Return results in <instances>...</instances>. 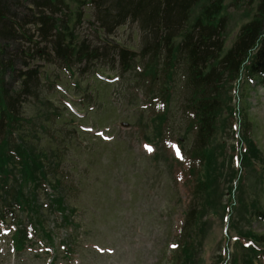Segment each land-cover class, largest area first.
<instances>
[{
	"label": "rangeland",
	"instance_id": "374dc122",
	"mask_svg": "<svg viewBox=\"0 0 264 264\" xmlns=\"http://www.w3.org/2000/svg\"><path fill=\"white\" fill-rule=\"evenodd\" d=\"M61 1L66 7L58 9V17L79 7L83 13L80 22H72L78 41L97 49L107 47L104 44L141 51L144 30L137 23L127 21L106 34L98 29L93 9L80 2L87 0ZM222 6L227 18L225 53L240 28L253 20L257 2L233 6L232 0H223ZM198 12L192 11L194 16ZM28 27L38 42L35 27ZM38 47L26 65L39 75L34 90L18 101L20 123L13 127L12 138L41 163L36 174L42 172L44 178L38 173L36 185L22 187L23 196L32 195V211L15 209L12 214L3 206L12 203L11 188L20 184L16 171L0 190V212L6 216L0 264H171L173 248L181 241V223L193 204L186 170L194 135L187 128L181 66L165 102L144 74L146 61L141 58L125 72L106 56L91 63L71 60L67 67L49 54V46L44 52L42 44ZM248 63L225 86L231 112L221 114L210 153L220 175L210 180L209 197L201 203L206 206L191 236L195 251L185 259L190 264H241L240 255L247 254L241 247L248 239L264 237V220L255 214L256 208L264 211V178L255 169L264 172V86L248 75ZM27 67L18 63L22 71ZM5 81L15 89L21 84L8 75ZM161 112L166 120L158 126ZM245 152L254 159L239 173ZM232 170L238 172V190L229 182ZM31 216L42 224L37 232L30 228ZM18 227L27 238L24 250L15 254L11 237ZM46 237L50 249L44 246L49 245ZM256 244L264 249L263 242ZM63 246L71 250L70 257H65ZM254 252L252 256L249 250L248 264H264V256L259 259L260 253Z\"/></svg>",
	"mask_w": 264,
	"mask_h": 264
},
{
	"label": "trees",
	"instance_id": "16d2710c",
	"mask_svg": "<svg viewBox=\"0 0 264 264\" xmlns=\"http://www.w3.org/2000/svg\"><path fill=\"white\" fill-rule=\"evenodd\" d=\"M21 1L0 0V190L13 179L14 171L21 177L19 186L11 188L12 203L5 201L3 206L7 205L12 213L15 209L20 212L27 209L32 211V195L23 196L22 187L28 185L27 183L36 185L38 173L44 178L42 172L36 174L42 170L41 163L35 156L26 155L28 151L22 145L14 143L12 138L16 131L13 127L20 123L16 118L18 101L21 96L34 90L39 75L37 70L29 69L26 62L37 53L40 44L43 45L42 52L49 46V54L67 67L71 60L72 63L74 60L91 63L106 56L116 59L125 72L133 68L137 58H141L146 61L144 74L150 78L151 85L157 87L155 92H160L165 102L171 96L169 93L173 74L176 68L181 66L187 94V128L194 135L189 152V170L193 177V204L183 218L181 241L173 251L171 264H190V261L186 262V258L189 259L195 251V246L191 245V236L199 227L200 210L206 206L201 203L209 197L210 180L219 174L214 169L217 165L215 160L210 158V153L221 114L224 110L229 111V114L231 112L224 96L227 81L236 80L241 74L243 64L249 61L248 75L257 77L264 85V0H232L233 6H249L257 2V11L253 20L240 28L236 42L225 53L223 34L227 18L223 14V0L80 1L93 9L98 29L106 34H110L127 21L137 23L138 27L144 30V45L138 54L124 48L108 49V45L104 44L103 46H107L104 49L92 48L86 41H78L75 38L73 23L80 22L83 17L80 7L79 11L71 12L62 18L58 17L57 13L62 5L65 6L61 0ZM196 8H199V12L194 16L192 11ZM28 26L35 27L38 42L33 40L34 36ZM20 62L27 67L25 71L18 68ZM7 75L11 81L21 79L17 89L5 81ZM156 118L159 120L158 126L166 120L163 112ZM222 151L223 149L220 150ZM242 158L239 173V170L247 165L250 156L245 152ZM252 159L254 157L250 158L253 162ZM238 172L232 170L229 174V182H235L234 190L241 186L240 180L235 181ZM231 190L232 185L228 188V194ZM57 205L58 210H61V199L57 201ZM2 211L0 224H3L5 218ZM255 214L264 218L261 209L256 208ZM31 224L35 228L42 226L37 216H31ZM255 237L257 241L248 240L264 243L263 236ZM24 238L25 235L20 230L14 235L13 241L17 251L22 249ZM46 239L51 243L50 239ZM241 248L247 254L240 255V263L248 264L249 250L252 256L255 252L252 248ZM70 252L71 250L67 249V253Z\"/></svg>",
	"mask_w": 264,
	"mask_h": 264
}]
</instances>
